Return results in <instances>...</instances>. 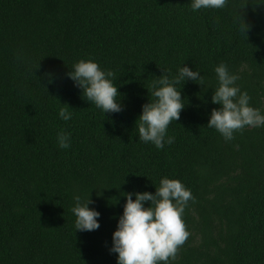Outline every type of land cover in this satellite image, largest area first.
Returning <instances> with one entry per match:
<instances>
[{
	"label": "trees",
	"instance_id": "1",
	"mask_svg": "<svg viewBox=\"0 0 264 264\" xmlns=\"http://www.w3.org/2000/svg\"><path fill=\"white\" fill-rule=\"evenodd\" d=\"M80 60L114 72L123 111L103 115L87 101L67 77ZM220 63L264 113V0L197 12L190 0H0V264H116L122 193L154 194L165 177L194 197L172 264H264V127L231 141L207 127ZM181 66L203 86L176 85L185 108L168 127L175 142L156 149L135 121L162 70ZM74 195H89L98 230L75 232Z\"/></svg>",
	"mask_w": 264,
	"mask_h": 264
},
{
	"label": "clouds",
	"instance_id": "2",
	"mask_svg": "<svg viewBox=\"0 0 264 264\" xmlns=\"http://www.w3.org/2000/svg\"><path fill=\"white\" fill-rule=\"evenodd\" d=\"M227 3L228 0H190V9L193 12L222 9ZM242 9L237 10L235 20L245 36L249 25L240 15ZM214 72L218 86L212 94L211 103L219 107L211 111L207 127L214 128L225 141L233 140L234 132L245 127H264V113L251 107L250 96L237 86L240 77L232 73L224 63L217 65ZM162 73L150 86L154 99L142 105L141 113L135 121V124L139 121L136 124L138 140L151 143L156 149H163L165 144L175 142V137L168 135V127L180 119V113L185 108L181 96L183 86L178 90L176 85L192 81L203 86L204 82L201 73L188 66H181L175 75L164 70ZM67 77L103 115L123 111L121 99L117 100L121 95L113 82L114 72L102 70L93 60H80L72 66ZM71 110L69 107H61L59 118L65 122L71 120ZM57 143L59 148L69 149L70 133H58ZM122 194L125 203L122 214L117 218L109 250L116 255V264H172L179 248L190 235L183 215L189 201L194 200L191 191L179 180L165 177L160 179L154 194ZM89 195L86 200L80 195L73 196L70 211L75 217V232H92L100 227V213L89 207L92 204Z\"/></svg>",
	"mask_w": 264,
	"mask_h": 264
}]
</instances>
